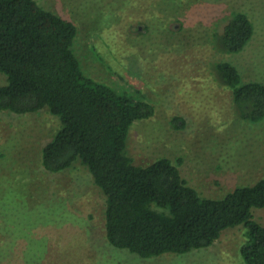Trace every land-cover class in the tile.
Returning <instances> with one entry per match:
<instances>
[{
  "label": "rangeland",
  "instance_id": "rangeland-1",
  "mask_svg": "<svg viewBox=\"0 0 264 264\" xmlns=\"http://www.w3.org/2000/svg\"><path fill=\"white\" fill-rule=\"evenodd\" d=\"M74 22L84 72L118 91H140L155 115L129 135L136 165L180 162L200 195L222 198L263 176L264 119H239L232 90L216 71L230 62L244 82L264 81V0H37ZM255 26L240 53L216 47L233 12ZM8 77L0 72V86ZM180 117L181 127L172 124ZM62 129L48 111H0V264H245L243 226L209 248L143 259L106 238V198L86 166L59 173L42 165L44 145ZM264 226V209L254 210Z\"/></svg>",
  "mask_w": 264,
  "mask_h": 264
},
{
  "label": "trees",
  "instance_id": "trees-1",
  "mask_svg": "<svg viewBox=\"0 0 264 264\" xmlns=\"http://www.w3.org/2000/svg\"><path fill=\"white\" fill-rule=\"evenodd\" d=\"M77 25L42 7L37 0H0V111L25 115L43 110L58 117L62 129L42 150L47 172L81 164L106 198L108 242L143 259L184 255L215 244L229 228L247 229L241 255L245 264H264V226L254 217L264 209L263 176L222 198H208L182 176L180 162L160 158L136 165L129 135L137 121L155 115V106L137 91H118L87 75L75 53ZM250 17L233 12L216 47L242 52L253 39ZM222 84L233 92L238 117L264 119V81L244 82L238 68L218 62ZM180 117L172 124L180 128Z\"/></svg>",
  "mask_w": 264,
  "mask_h": 264
}]
</instances>
